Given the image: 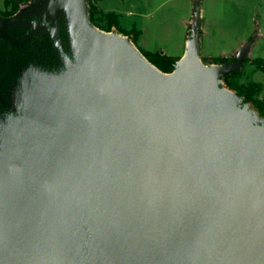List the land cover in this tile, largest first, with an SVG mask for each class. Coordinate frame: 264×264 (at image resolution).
<instances>
[{
  "label": "water",
  "instance_id": "obj_1",
  "mask_svg": "<svg viewBox=\"0 0 264 264\" xmlns=\"http://www.w3.org/2000/svg\"><path fill=\"white\" fill-rule=\"evenodd\" d=\"M45 33L64 70L0 100V264H264V127L193 44L174 71L59 0ZM65 17L70 56L52 22ZM21 26L20 39L5 31Z\"/></svg>",
  "mask_w": 264,
  "mask_h": 264
},
{
  "label": "rangeland",
  "instance_id": "obj_2",
  "mask_svg": "<svg viewBox=\"0 0 264 264\" xmlns=\"http://www.w3.org/2000/svg\"><path fill=\"white\" fill-rule=\"evenodd\" d=\"M6 1L0 0V10ZM35 1L44 2L22 1L20 10ZM86 5L97 29L124 35L159 70L158 64L171 65L167 58L178 59L176 68L193 44L208 67L232 66L220 77V86L235 93L264 127V71L252 64L264 60V0H86ZM98 11L115 13L119 22L116 18L108 26ZM49 16L47 11L42 14Z\"/></svg>",
  "mask_w": 264,
  "mask_h": 264
},
{
  "label": "flooded vegetation",
  "instance_id": "obj_3",
  "mask_svg": "<svg viewBox=\"0 0 264 264\" xmlns=\"http://www.w3.org/2000/svg\"><path fill=\"white\" fill-rule=\"evenodd\" d=\"M44 11H47L46 8H41L34 16L35 18L19 20L48 22L50 21V16L49 18L37 17L40 16V14H42ZM54 21L52 22V25L55 28ZM11 27L15 28L16 31L14 33L11 31L9 34L8 28ZM5 31L11 38L20 39L25 36L30 31V29L21 26H9L5 28ZM28 42L37 43L35 45V50L27 51L25 44ZM62 42L65 51L70 56H72L71 49L69 51V49L66 48V41L62 39ZM42 48H50L54 56L51 54L45 55V57H37V53L40 52ZM58 62H60V60L55 51L53 41L51 37L45 33L35 34L29 40L19 45H12L0 36V95L8 102L17 104L13 94V92H15L13 89L15 82L30 70L59 73L64 70V67L61 64V69H59L57 67ZM12 115L17 116V113L13 112L2 102V100H0V118Z\"/></svg>",
  "mask_w": 264,
  "mask_h": 264
},
{
  "label": "trees",
  "instance_id": "obj_4",
  "mask_svg": "<svg viewBox=\"0 0 264 264\" xmlns=\"http://www.w3.org/2000/svg\"><path fill=\"white\" fill-rule=\"evenodd\" d=\"M22 1H26V0H7L6 1V8L2 11L0 10V16L2 17H7V18H15V19H32L35 18L34 16L37 14L38 9L39 8H52L55 5L54 0H44V2H39L36 3V1L33 3V5H31V7H25L23 9L20 10V4ZM28 8V9H27ZM93 12H97V10ZM100 12V19L102 17H106V24L108 26L111 25V23H113V21L116 20V18H118V22H119V17L117 15H115V13H103L102 11H98V13ZM43 14V13H42ZM42 14H40V16L37 17H42ZM93 14V13H91ZM90 14V15H91ZM95 15V13H94ZM91 18V17H90ZM96 18V16L94 17V19ZM99 19V20H100ZM93 21V19H90ZM95 24V23H93ZM54 26L56 28V30L59 32V34L61 35L62 39H64L66 42V48L71 49V42H70V36H69V32H68V27H67V20L65 17H59L54 21ZM97 26V25H94ZM13 31V33L16 31L15 28H8V33L10 34V32ZM140 33V32H139ZM14 35V34H13ZM34 42V41H33ZM33 42H28L27 44H25L27 51L29 50H35V45L37 43H33ZM53 55L52 51L50 50V48H42V50L40 52L37 53V57H45V55ZM54 56V55H53ZM168 60H172L170 63L171 65L168 67H165L163 65L158 64V67L161 68V70H163L164 72L170 73L172 71H174L175 68V63L176 61H178V59L175 58H167ZM252 64L259 70L264 71V60L261 58L255 59L253 60ZM57 67L59 69H61V63L58 62ZM58 69V70H59ZM254 91H258L259 90V86L257 84H253ZM252 86V87H253Z\"/></svg>",
  "mask_w": 264,
  "mask_h": 264
},
{
  "label": "crops",
  "instance_id": "obj_5",
  "mask_svg": "<svg viewBox=\"0 0 264 264\" xmlns=\"http://www.w3.org/2000/svg\"><path fill=\"white\" fill-rule=\"evenodd\" d=\"M206 23V22H205ZM212 53H214V52H212Z\"/></svg>",
  "mask_w": 264,
  "mask_h": 264
}]
</instances>
